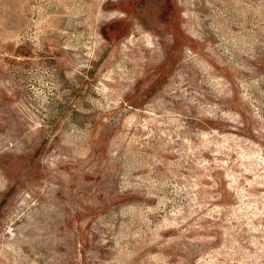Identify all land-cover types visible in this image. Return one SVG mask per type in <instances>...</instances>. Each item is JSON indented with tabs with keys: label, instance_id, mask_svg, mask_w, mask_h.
<instances>
[{
	"label": "rangeland",
	"instance_id": "obj_1",
	"mask_svg": "<svg viewBox=\"0 0 264 264\" xmlns=\"http://www.w3.org/2000/svg\"><path fill=\"white\" fill-rule=\"evenodd\" d=\"M0 264H264V0H0Z\"/></svg>",
	"mask_w": 264,
	"mask_h": 264
}]
</instances>
